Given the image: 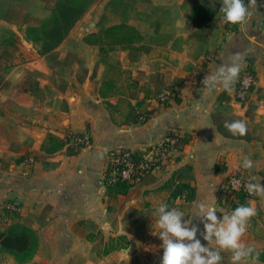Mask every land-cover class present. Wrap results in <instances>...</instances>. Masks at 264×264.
Listing matches in <instances>:
<instances>
[{
    "label": "crops",
    "instance_id": "0c3cea01",
    "mask_svg": "<svg viewBox=\"0 0 264 264\" xmlns=\"http://www.w3.org/2000/svg\"><path fill=\"white\" fill-rule=\"evenodd\" d=\"M110 1L87 9L61 46L44 55L25 37L26 28L38 26L46 16L40 17L42 0H33L29 22L12 25L18 15L14 5L9 21L0 16V64L8 82L0 90V232L10 223L29 221L49 246L50 258L42 264H161L156 226L161 203L183 211L184 219L199 228L197 239L207 245L203 223L193 215L198 202L213 203L218 216L230 213L218 202V190L225 176L239 168L264 184V0L250 5L253 15L244 30L224 22L222 0H133V6L116 13ZM200 7L206 13L193 18V8ZM103 16L114 21L105 19L101 25ZM120 24L134 28L141 41L104 56L98 46L83 43V38ZM72 53L84 62L86 73L74 62L58 89L53 82L56 63ZM235 53L243 55L242 71L250 68L257 77L246 104L234 99V90L203 84ZM113 69L117 78L110 88ZM163 93H169L167 100H161ZM234 120L246 122V135L233 136L224 127ZM170 130L188 144L169 165L147 174L126 195L109 197L107 154L143 153ZM67 132L85 134L91 144L75 156H67L66 145L47 155L48 137L64 142ZM245 157L253 168L242 167ZM217 164L224 172L214 173ZM186 167L191 180L184 179L195 189L194 200L168 204L166 184ZM249 202L257 215L242 239L259 253L257 264H264V197ZM5 212L12 215L6 225L1 221ZM221 255L222 264H231V252Z\"/></svg>",
    "mask_w": 264,
    "mask_h": 264
},
{
    "label": "clouds",
    "instance_id": "9594fccd",
    "mask_svg": "<svg viewBox=\"0 0 264 264\" xmlns=\"http://www.w3.org/2000/svg\"><path fill=\"white\" fill-rule=\"evenodd\" d=\"M255 3L256 0H247V3L245 0H222L220 13L225 23L237 25L244 30L253 15L250 5ZM243 63L241 53L230 55L228 62L220 64L211 75L205 76L203 84L210 89L222 87L232 91L240 78ZM224 127L233 136L247 134V124L243 120L226 121ZM253 166L250 158L243 159V168L251 169ZM244 189L249 195L264 197V184L255 176H251L244 184ZM156 215V226L160 230L158 237L163 248L161 264H222L223 251L232 253L231 264H249L250 260L251 264H257L259 253L242 239L248 231L250 220L257 215L251 202L222 216L217 215V208L207 199L198 202L193 215L203 223L202 236L207 245L197 239L199 228L192 225L191 220H185V213L179 208L170 209L166 203H161L156 208Z\"/></svg>",
    "mask_w": 264,
    "mask_h": 264
},
{
    "label": "trees",
    "instance_id": "16d2710c",
    "mask_svg": "<svg viewBox=\"0 0 264 264\" xmlns=\"http://www.w3.org/2000/svg\"><path fill=\"white\" fill-rule=\"evenodd\" d=\"M87 9L88 5L82 3L81 0H55L52 7L49 9V17L42 20L38 26L26 28L25 37L38 46V53L40 55L50 53L66 39L73 27L84 16ZM12 12L13 8L9 6L5 14L2 15L3 20L9 21ZM202 13H206L203 8H193V18L196 17L201 19ZM83 41L85 44L98 46L101 56H104L107 52L114 50L116 47L131 48L135 43L141 41V36L134 28L120 24L101 29L94 38L85 37ZM105 43L109 47L107 50L103 49ZM71 56L72 54H68L62 63L58 62L56 65L66 64L68 58ZM75 63L78 65L79 70L85 74L86 70L80 65V61L77 60ZM4 72L5 69L0 64V90L8 86V82L3 76ZM76 77L79 82L83 79L79 74H77ZM116 78V69H113L109 80L112 85L110 88L114 86V82L116 83ZM106 84L107 83H105V85ZM172 98L175 102H179L175 96ZM14 108L19 111L22 110L17 106H14ZM213 120L214 123L217 124L216 119L213 118ZM218 129L221 134L227 136L220 126H218ZM71 135L81 136L82 134L67 132L64 142L59 141L53 136H49L47 145H45V147L43 146L45 153L50 155L66 145L67 156H75L83 146L70 144ZM187 144L188 139L185 137H178L177 144L175 145L176 152H180ZM224 170V167L217 164L214 173L219 174L224 172ZM190 171L191 169L186 167L172 174L166 184V187L169 189L168 204L172 205L177 198H182L185 202L184 204H189L194 200L195 189L191 186L189 181L184 179L185 177L191 180ZM105 184L107 194L111 198L117 195H126L132 186L122 181H116L114 183L109 181L107 173L105 176ZM223 193L224 189L219 187L218 202L227 206L230 212L242 204H247L249 200L243 191L233 193L232 200H228L224 197ZM11 216L12 215H10L9 218ZM0 252L11 256L15 264H27L41 253H43V259L47 260L50 258L49 246L42 234L33 230L30 226V222L27 220L19 223H10L4 231L0 232Z\"/></svg>",
    "mask_w": 264,
    "mask_h": 264
},
{
    "label": "built area",
    "instance_id": "2783aa9c",
    "mask_svg": "<svg viewBox=\"0 0 264 264\" xmlns=\"http://www.w3.org/2000/svg\"><path fill=\"white\" fill-rule=\"evenodd\" d=\"M232 25V24H231ZM257 85V77L255 72L247 68L240 73L239 80L235 83L234 99L240 104H246ZM169 93H163L161 100H167ZM70 144L89 146L91 141L87 135L75 136L71 135ZM178 135L175 130L168 131L156 144L151 146L143 153L133 152L130 150H114L107 154L106 157V173L109 181H122L130 185L135 184L140 179L153 171H158L169 165L176 153L175 145L177 144ZM29 162L33 159L29 158ZM239 181V183H236ZM249 178L242 169H236L228 173L222 181L220 187L224 189V197L232 200L233 193L243 191L248 199H254L256 195H249L244 189V184ZM182 198L174 200V205L184 204ZM9 210H13L9 208ZM10 213H3L1 221L5 225L10 221Z\"/></svg>",
    "mask_w": 264,
    "mask_h": 264
},
{
    "label": "rangeland",
    "instance_id": "374dc122",
    "mask_svg": "<svg viewBox=\"0 0 264 264\" xmlns=\"http://www.w3.org/2000/svg\"><path fill=\"white\" fill-rule=\"evenodd\" d=\"M42 1H43V3H45V5L42 6L43 9H42V11H40V17H43L46 14V16L43 18V20H44V19L49 17V15H50L49 14V9L52 7V5H53L55 0H42ZM81 1L85 5H88V9L91 6L102 2V0H81ZM11 5H14V7L16 6L17 14H18L17 16H15V19H14V21L12 23L13 26H16V24L18 26V25H20V23H23L25 21L26 22L30 21V19H27L28 18L27 17V11L29 9H32V6L35 5L33 0H0V16L4 15L6 9L9 6H11ZM123 6H129V7L133 6V0H111L109 2L110 10L115 12V13L117 12L119 7H123ZM36 10H37V8H35V13H37ZM38 17H39V15H38ZM107 17L108 16H103L102 17V19L100 21L101 25L102 24H107L105 19H107L108 23L114 21L112 19L108 20ZM77 43H79V42H76L75 47H79V45ZM83 43H84V41H83ZM60 46H61V44L58 47H60ZM107 48H109V47L105 43L103 49L107 50ZM64 60H62V62ZM77 60H79L77 55L75 53L74 54L72 53V56L68 58L66 64H64V65L61 64V65L55 66V73L53 75V82H55V84L58 87V89H63V87L65 85V81L69 77V74L71 72V65L74 62H77ZM79 61L81 63L80 65L83 67L84 62H82L81 60H79ZM73 66H75V65H73ZM86 230L92 231L90 226H88ZM42 260H44L43 259V253H41L40 255H37L31 262H29L27 264H42L41 263ZM0 264H15V261H14V259L11 256L0 252Z\"/></svg>",
    "mask_w": 264,
    "mask_h": 264
}]
</instances>
